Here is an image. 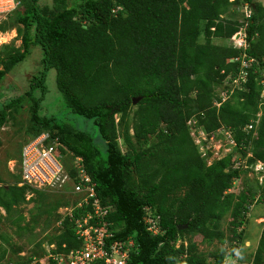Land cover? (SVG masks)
<instances>
[{
    "label": "trees",
    "instance_id": "16d2710c",
    "mask_svg": "<svg viewBox=\"0 0 264 264\" xmlns=\"http://www.w3.org/2000/svg\"><path fill=\"white\" fill-rule=\"evenodd\" d=\"M17 1L19 8L0 24V33L15 30L21 42L18 49L5 48L0 56V90L6 75L34 47L42 51V69L24 94L5 99L0 92L5 99L0 103V129L12 109L25 99L30 102V138L47 133L59 144L61 155L70 153L82 160L98 199L112 210L107 220L114 240L134 242L126 264H222L234 255L242 245L243 215L255 203L264 205V185L257 186L256 178L239 193L230 192L235 180L247 181L253 174L251 165L264 164V4L260 0H52L51 5ZM239 8L243 13H235ZM241 29L239 46L232 38ZM52 70L63 105L59 116L40 113ZM234 80L239 85L229 98L218 97L216 88ZM134 98H140L136 105ZM71 115L90 121L92 127L81 128ZM190 120L215 138L224 128L240 157L233 152L207 166L188 131ZM238 160L245 164L236 167ZM64 164L77 182L75 169ZM19 182L0 186V211H4L0 226L8 221L19 236L31 232L44 217L53 227L60 219L57 211L71 198L32 191L29 202L34 207L25 223L19 208L28 202L29 190L18 187ZM87 209L75 211L74 218ZM145 209L158 219L160 233L155 236L144 223ZM226 216L228 234L219 230ZM51 235L53 254L80 247L69 219ZM194 235L222 247L199 254L192 243ZM186 237L188 243L182 240ZM20 251L0 233V264L6 258L28 264L30 258H18ZM8 252L13 258L7 257ZM263 253L264 233L253 264H264ZM45 264L53 263L45 260Z\"/></svg>",
    "mask_w": 264,
    "mask_h": 264
},
{
    "label": "rangeland",
    "instance_id": "374dc122",
    "mask_svg": "<svg viewBox=\"0 0 264 264\" xmlns=\"http://www.w3.org/2000/svg\"><path fill=\"white\" fill-rule=\"evenodd\" d=\"M260 1L264 4V1ZM38 2L40 5H51L52 0H38ZM0 5L3 6L4 3L1 2ZM235 13L241 14L243 13V10L239 8V10H237ZM1 16L2 15H0V18ZM239 37L240 36L235 37V39L239 40ZM213 43L223 44L224 41L214 40ZM20 44V38L16 36V32L14 30L7 31L5 33L3 32V34L0 35V56L5 54V48L8 50H11L10 48L18 49ZM41 59V49L39 47H34L32 48L30 55L23 62L18 64L12 72L6 75L1 83L2 89L0 90L5 99L7 96L10 97L22 95L29 90L30 80L34 76H38L41 72ZM1 68L2 66L0 64V70ZM236 81L237 80H234L232 85L230 83L225 85L222 84L216 88L215 93L218 94V97H220L222 100L228 99L235 86L239 85V83ZM47 86L48 94L45 100L46 102L43 104L44 108L40 113L46 114L48 112L50 115L59 116L61 114L60 111L62 110L63 105L61 96L55 86V72L53 70L48 73ZM37 92L38 91H36V93ZM3 97H0V103L5 100ZM9 114L10 115L8 116L6 123L0 129V178L3 182L0 184V186H2V184H10V182L12 184L13 181L15 182L16 180L21 179V151L24 145L32 140L30 138L31 131L29 130L31 127L30 102L25 99L17 106V108L12 109ZM70 117L74 121L76 119L81 128L89 129L92 127L90 121L87 122L84 120H79L73 115ZM65 119L68 120L67 117ZM187 128L193 143L197 147L201 157L205 160L207 166H209L211 162H214L216 159L222 158L224 154L226 155L234 152V154L240 157L238 152H235L233 149H231V145H229L230 141L228 140V133H226L223 129L219 130L216 138H211V136L207 137V134L204 132L203 128L196 125L195 120H190L187 123ZM201 129L203 131H201ZM200 132H202L201 136ZM121 148L124 150V147ZM74 160L75 158L71 157L70 153H66L63 162H66L70 166ZM254 178L257 177L249 173L247 181L246 178L235 180L233 188L230 190V192L233 194L239 193L245 189L246 183L248 184L252 182V185L254 183L252 181ZM257 179V186H260V177L258 176ZM63 195H68L71 199L73 198L67 193ZM33 207L34 204L29 201L23 203L20 206L19 210L24 218L25 223H29ZM65 209V207H62L57 211V214L60 216V218L64 216L66 212ZM0 212L2 215H4V211L1 210ZM243 219L244 224L239 227V231H243L242 244L244 245V243L247 242L248 248L246 249V252H239V254H237L238 257L236 260L240 264H253V258L256 254L260 238L264 233V205L255 203L252 206H249L248 211L243 215ZM49 221L53 222L52 219ZM229 221L230 218L226 216L223 219L219 230L228 234ZM30 224L33 225L31 222ZM54 229V226L49 228L46 225L43 217L42 219H38V223L36 225H33V230L31 232H22L19 236H16L14 233L15 228H13L8 221H4V223L0 226V233L4 234L5 236H9L11 238V242H13L17 247L21 248V251L18 253V257H22L19 258L27 259L34 257L38 260V262H44L45 264V258L48 255L47 250L53 252L56 249H50V246H48V241H50L49 239L51 238V234H53ZM182 240L183 242L188 243L187 237L186 239ZM33 241H35V243L37 242V244H33ZM192 243L195 244L197 253L206 255L222 247L217 241H212L210 243L203 242L201 237L198 235L193 236ZM226 245L227 244H225V246ZM12 256L13 254L8 252L7 257L13 258ZM230 256L226 258L228 264L232 263L234 258H230ZM262 258L264 261V253L262 254ZM5 261L3 263H5Z\"/></svg>",
    "mask_w": 264,
    "mask_h": 264
},
{
    "label": "built area",
    "instance_id": "2783aa9c",
    "mask_svg": "<svg viewBox=\"0 0 264 264\" xmlns=\"http://www.w3.org/2000/svg\"><path fill=\"white\" fill-rule=\"evenodd\" d=\"M1 2L4 5H0V15L16 7L14 0H0ZM233 41L239 46L243 43L240 37L239 40L233 38ZM58 146L56 140L52 141L49 135L44 133L24 145L20 158L21 179L18 187H25L30 192L67 193L73 197L70 204L65 207L64 216L56 222L54 228H60L63 220L69 219L73 223V230L80 247L71 250L68 254H53L47 250L46 262L51 260L53 264H92L102 261L103 264H126L130 252L135 247L134 242L129 238L125 241L114 240V232L107 221L111 208L101 204L96 195V184L85 172L80 158H75L70 165L76 171L77 182H73L63 162L64 157L57 151ZM263 168L262 164H258L255 166V172L259 173ZM30 197L29 193L27 199ZM85 207L89 210L74 218L75 211H81ZM145 211L147 216L144 223L147 230L153 235L158 234V219L155 220L147 209ZM54 248H56L55 244L50 245V249Z\"/></svg>",
    "mask_w": 264,
    "mask_h": 264
},
{
    "label": "clouds",
    "instance_id": "9594fccd",
    "mask_svg": "<svg viewBox=\"0 0 264 264\" xmlns=\"http://www.w3.org/2000/svg\"><path fill=\"white\" fill-rule=\"evenodd\" d=\"M15 1V3H16V7L13 9V10H11L10 12H7V13H4V14H2V16H1V20H0V24L3 22V21H5L7 18H8V16L13 12V11H15V10H17L18 8H19V2L17 1V0H14ZM263 1V0H262ZM262 3V2H261ZM245 13V16L247 17L248 15H249V12H244ZM15 31V30H14ZM243 30L241 29L240 31H239V33H237L233 38H235V37H238V36H240V38L244 35V31H243V33H241ZM3 33H0V35H2ZM233 38H232V40H233ZM234 42V41H233ZM221 129H223L226 133H228V131H226L224 128H221ZM221 129H219V130H221ZM219 130H218V133H219ZM201 131H203L202 129H201ZM205 132V131H204ZM217 132V131H216ZM202 133V132H201ZM42 134H44V133H42ZM45 134H47V133H45ZM215 134V133H214ZM41 135V134H40ZM39 135V136H40ZM209 136H211V137H213V138H215L214 137V135L212 134V135H207V137H209ZM229 136V135H228ZM38 137V136H37ZM36 137V138H37ZM33 139H35V138H33ZM207 139V138H206ZM229 139V138H228ZM230 142H233L232 140H229ZM229 142V145H231V149H234L235 148V146H236V144L233 142V144H231ZM58 148V147H57ZM59 153V152H58ZM60 154V153H59ZM230 154V153H229ZM61 155V154H60ZM71 155V154H70ZM227 155V154H226ZM225 154H224V156H226ZM63 157H64V155H62ZM223 156V157H224ZM248 156H250V155H248ZM71 157H72V155H71ZM222 157V158H223ZM72 159V158H71ZM221 159V158H220ZM217 160H219V159H217ZM212 163V162H211ZM245 164V161H241V160H238V164H237V166L236 167H240V166H242V165H244ZM258 164H262L261 162H256L254 165H251V167H249V169H251L252 171H253V175L254 176H256L257 178H258V176L260 177V185H262L263 184V181H264V168H263V170L261 171V172H259V173H256L255 172V166L256 165H258ZM263 166H264V164H262ZM247 166H245V168H246ZM256 178V180L258 181V179ZM29 193L31 194V197L33 196V192H30V191H28L27 192V194H26V199H27V196L29 195ZM30 197V198H31ZM30 198L29 199H27V201H29L30 200ZM112 211V210H111ZM110 211V212H111ZM108 219V218H107ZM108 221V220H107ZM159 233H160V231H159ZM155 236V235H154ZM179 243V242H178ZM178 243L176 244V247H178ZM245 244V243H244ZM51 245H54V244H51ZM48 246H50V245H48ZM242 247H244V245L242 244L241 245V247L236 251V253L234 254V255H232L231 254V256H230V258H233V260H232V263H230V264H240V263H238L237 262V254H239V252H240V250L242 249ZM236 256V257H235ZM19 257H22V256H19ZM18 257V258H19ZM31 259V261L28 263V264H33L34 263V261H36L34 264H36V263H38V260L36 259V258H30ZM45 260H46V258H45ZM14 263V264H19V262L17 263V262H13V261H8V260H6L5 261V263H3V264H7V263ZM222 264H228L227 263V261L225 260Z\"/></svg>",
    "mask_w": 264,
    "mask_h": 264
},
{
    "label": "water",
    "instance_id": "95a60500",
    "mask_svg": "<svg viewBox=\"0 0 264 264\" xmlns=\"http://www.w3.org/2000/svg\"><path fill=\"white\" fill-rule=\"evenodd\" d=\"M241 33H243V31H242ZM138 101H140V98H134V99H132V104H133V105H136V103H137ZM180 229H181V228H180Z\"/></svg>",
    "mask_w": 264,
    "mask_h": 264
},
{
    "label": "crops",
    "instance_id": "0c3cea01",
    "mask_svg": "<svg viewBox=\"0 0 264 264\" xmlns=\"http://www.w3.org/2000/svg\"><path fill=\"white\" fill-rule=\"evenodd\" d=\"M248 243L247 242H245V244H244V247H242V249H241V251L240 252H246L247 250V248H248V245H247Z\"/></svg>",
    "mask_w": 264,
    "mask_h": 264
}]
</instances>
